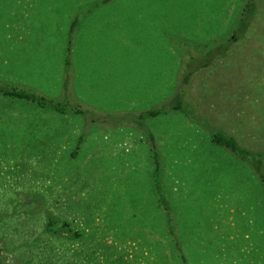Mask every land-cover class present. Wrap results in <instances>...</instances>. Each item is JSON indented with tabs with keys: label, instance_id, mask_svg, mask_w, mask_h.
<instances>
[{
	"label": "rangeland",
	"instance_id": "rangeland-1",
	"mask_svg": "<svg viewBox=\"0 0 264 264\" xmlns=\"http://www.w3.org/2000/svg\"><path fill=\"white\" fill-rule=\"evenodd\" d=\"M100 1L0 0V86L67 109L0 94L1 261L264 264L263 185L211 141L264 156V0L242 38L244 0H115L87 16ZM179 94L191 110L173 109Z\"/></svg>",
	"mask_w": 264,
	"mask_h": 264
},
{
	"label": "trees",
	"instance_id": "trees-1",
	"mask_svg": "<svg viewBox=\"0 0 264 264\" xmlns=\"http://www.w3.org/2000/svg\"><path fill=\"white\" fill-rule=\"evenodd\" d=\"M111 1H115V0H101L98 3L95 2L92 4L90 3L88 5L90 8H88L89 11L87 16L90 14H94L95 12H98V10L102 8L101 6H104V4H107L108 2ZM244 1H245V6L242 9V12L238 18L242 26L234 34L235 37L237 38H242L244 36V34L251 26L252 20L258 15V12L256 11L258 7L257 4L255 3V0H244ZM74 31H76V29ZM233 42H234L233 39L228 40L229 44H232ZM215 53L218 54V50ZM69 56H70V49L68 50V57ZM68 63L69 61L67 60V64ZM187 79H189V77H187ZM0 94L4 97L11 98L14 100H20V101L32 103L42 110L51 111L60 115L66 114L67 111V109L65 108L66 105H64V103L48 100L46 97L40 96L37 93H32L27 90L17 89L12 86H0ZM180 97L181 96L179 94L176 100L177 105L173 106V109L181 112L182 111L187 112L191 110L188 107H186V109L184 110V106H183L184 100L183 98ZM162 110L167 112L166 109H162ZM77 113L83 114V112L80 110L79 112L77 111ZM159 114H160L159 112H150L147 115L145 114L143 116L147 118L148 116L155 117ZM143 116H141L139 119L143 120ZM211 141L215 146L230 151V153L237 160L251 166L257 176V180L263 185V190H264V156L263 155H255L246 148L239 146L237 141L233 137H227L221 134H213L211 136ZM158 203H159V208L163 211V224L166 232L164 239L166 240V244H169V248L171 249L172 253H175V250H177V252L180 253L181 250L178 251V249L180 248L179 247L180 243L177 241L176 226L172 218V209L171 207H169V201L163 189L161 196L158 197ZM56 226L57 223L54 221V219L49 217L47 221L46 232L51 236L59 235L60 230ZM1 252L2 251L0 249V253ZM181 258L183 261H185L183 256ZM3 261L4 262L2 263L6 264L5 259H3Z\"/></svg>",
	"mask_w": 264,
	"mask_h": 264
},
{
	"label": "water",
	"instance_id": "water-1",
	"mask_svg": "<svg viewBox=\"0 0 264 264\" xmlns=\"http://www.w3.org/2000/svg\"><path fill=\"white\" fill-rule=\"evenodd\" d=\"M0 264H2L1 257H0Z\"/></svg>",
	"mask_w": 264,
	"mask_h": 264
}]
</instances>
